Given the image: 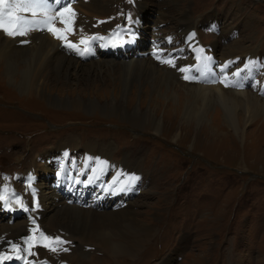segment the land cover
Segmentation results:
<instances>
[{"label": "rangeland", "instance_id": "374dc122", "mask_svg": "<svg viewBox=\"0 0 264 264\" xmlns=\"http://www.w3.org/2000/svg\"><path fill=\"white\" fill-rule=\"evenodd\" d=\"M135 15L142 22L141 29L138 28L136 51L144 48L143 56H154V59L181 61L189 56L185 47L189 43L188 37L200 42L201 36L203 44L210 46L209 55L220 65L219 60L224 58L226 50L236 41H243L251 52L248 57L234 56V62L226 63V73L241 68L238 82L245 91H253L257 97L264 99V0H119L115 17L109 19L114 27L112 32L104 35L108 36L106 39L110 40L109 37L118 33L115 41L124 45V32L119 34L115 30L131 22L134 25ZM35 19H42V16ZM152 24H162V33L155 34L153 39ZM212 25H217L216 32L207 33ZM184 29H188L185 35ZM64 48L61 45V49ZM153 48L164 50L157 53ZM134 50V46L122 50L117 45L115 53H104L102 58L123 59ZM94 51L101 54L100 47ZM253 51L258 59L253 56ZM90 52L94 53L91 48ZM73 54L84 63L90 61L83 60L84 56L78 51ZM138 57H141L140 53ZM253 61L254 64L249 66ZM203 63L204 59L194 58L188 71L182 72L183 79L177 81L178 86L187 89L185 75L189 76L188 80L193 76L197 81ZM168 65L164 66L168 68ZM250 68L256 71L260 68L259 73L255 75ZM235 77L226 80L229 88H235L234 83L239 78ZM67 82L68 86L57 85L47 91L48 95L58 98V103L50 104L40 97H23L7 82L1 70L0 183L1 178H5L2 185L11 186L8 192L12 196V205L20 209L4 214L5 223L26 220L27 210L15 201L22 200L21 196L26 193L25 183L31 178V169L37 172L46 161L57 166L62 156L57 152L62 148L67 150L66 159L70 167L66 163L61 167L60 181H47L44 175L42 180L69 205L73 204L68 191L76 184L79 189V183L83 185V198H91L94 192L95 199L105 201V188L99 187L90 167L99 153L109 147L111 159H106L103 173V181L108 179L106 188L112 193L114 186L119 189L127 183L128 180L123 182V177H117L115 181L110 177L114 170H120L123 160L133 161L129 162L133 173L129 175L127 184V189L131 190L121 199L135 204V211L139 213L135 218L153 228L151 237L133 260L126 256L113 258L97 249L87 250L82 258L79 257L82 252L76 250L67 253L69 249H64L62 253L77 255L83 264H264V114L255 116V122L244 129L240 139L221 118L218 119V115L215 117L214 108L209 110L207 122L196 125L184 122L180 116L171 118L164 112V106L159 104L154 110V117L161 123L156 135L147 128L132 126L122 117L136 109L144 113L149 110L147 99L151 96L145 89H142L138 100L137 90L129 92L123 102L125 114L112 112L106 115L102 106L114 98L119 99L117 91L105 85L101 87L97 82H77L73 76ZM195 84L205 85V82L200 80ZM67 99L69 103H63ZM74 102L96 103V106L87 111L84 106L74 107ZM72 139L74 141L68 147L64 145ZM87 151L89 157L85 156ZM85 161L90 163L84 164ZM39 177L40 173L32 182H39ZM87 179L94 184L91 190L85 187ZM22 181L24 185L21 188ZM133 181L135 184L131 185ZM82 192L91 194L87 196ZM13 194H16L15 198ZM64 199L58 202L62 203ZM124 206V203L117 202L115 206L103 208L115 211ZM60 239L65 241L63 237ZM66 255L61 263L71 264ZM21 257L23 263L31 264L25 255Z\"/></svg>", "mask_w": 264, "mask_h": 264}, {"label": "bare ground", "instance_id": "6f19581e", "mask_svg": "<svg viewBox=\"0 0 264 264\" xmlns=\"http://www.w3.org/2000/svg\"><path fill=\"white\" fill-rule=\"evenodd\" d=\"M118 1L119 0H109L107 2H103L102 0H61L60 4H56L53 0H49V3H51L53 8H59L64 4H70V7L76 13V17L74 34H67V39L79 45V41L82 37L104 36L111 32L114 25L109 19L115 17L114 12ZM20 15H25L30 19V13ZM100 21H103V23H98ZM180 21L179 24L182 26ZM135 22L137 25L132 26L134 33L137 28L141 29L142 23L139 18H137ZM161 25L162 24H152L154 33L151 36L152 39L155 34L160 35L162 33L160 28ZM55 26L57 28L64 27V25L59 22H57ZM43 31L44 30L38 28V31L30 30L24 36L15 37L7 36L0 31V75L2 70V74H4L7 82L15 87L18 93L23 97H28L30 99L33 97H40L50 104L58 103V98L56 99L48 95L47 91L53 89L57 85L68 86L69 82L67 81L70 76H73L77 82L89 81L93 84L97 82L101 87L105 85L106 88L118 92L119 99L114 98L111 102L102 106L104 108V113L107 115L112 112L118 114L123 113V102L127 99L129 92L132 89L137 90L138 100L142 94V89H145L151 96L150 99H147L151 108L149 107V110L145 113L138 109L132 114L126 115L124 112L125 115H122V117L132 126L147 128L152 130L156 135L159 133L161 123L154 117V110L159 104L164 106V112L171 118L180 116L184 122H193L196 125L207 122L210 115L209 110L214 108L215 117L218 115V119L221 118L230 128V131L233 132L235 136L240 137V139L243 138L244 129L252 124L255 116L260 113L264 114V99L257 97V94L255 95L252 90V93H250V91H245L244 86L240 84L241 82L239 83L238 80H236L234 83L235 88H229L228 86L224 87L227 82L226 80L231 79L235 76L234 74L241 69L236 68L230 70L228 74L226 70L221 73L226 63L232 60L234 62L236 60L234 56L242 58L245 56L248 57L251 52L243 41H236V43L229 47L221 61L218 58L221 63L218 66V77L220 80L215 79L214 74L205 64L203 67L204 71H202L205 79L200 76L196 81V78L193 79L192 76L190 80L187 79V82H185L187 86V89H185L177 84L179 79H183L181 75L183 73L180 69H188L191 63L194 62V58L195 60L198 58L199 52L197 46H200L202 50L205 49L202 44L200 45V43H198V40L191 39L192 37L188 40L189 43L187 46H185L187 50H189V56H183L184 58L181 59L182 62L178 61L179 59H173V64H169L168 68H166L167 66H164L165 63L161 62L162 58L154 59V56L152 58L151 56H143L145 52L144 48L138 50L141 57H134V53L137 52L134 50L133 54L127 56V58L108 59L102 58L101 56L99 58L97 57L98 59L91 60V58L89 59L90 61L84 63L73 54L77 53V51L65 47L63 41H56L55 37L47 30ZM187 31L188 29H184L183 35H185ZM75 35L77 37L74 38ZM155 39L156 38H154V40ZM95 42V39L90 40V46L93 47ZM108 44L109 40L106 39L105 44L99 46L101 52L111 51ZM61 45L65 48L61 49ZM82 46L84 45H79L80 50H82ZM91 47H89V50ZM172 47H174V45ZM91 50L95 53L94 49ZM154 50L157 53H161L164 49L160 50V48H155ZM253 56H256L255 53ZM250 63L252 66L254 61ZM71 73L73 74L71 75ZM83 75L86 77L82 78ZM200 80L205 81V85H194V83H198ZM260 85L259 83V86ZM59 93H62V91ZM147 100L145 99V101ZM67 101L68 99L63 103L68 104L69 102ZM73 104L74 107L78 108H83L84 106V109L87 111L93 108V106H96V103L84 104L74 102ZM183 129L186 128L183 127ZM73 141V139L68 140L64 145L68 147ZM110 151L109 147L105 148L101 154L99 153L98 159H94L90 167L92 175L95 177L99 187L105 188L107 185L106 182L103 181V173L106 167V159H111L110 154L112 152ZM91 152L93 151L91 150ZM57 153L58 155L62 154L58 160L57 166H54L52 164L53 162L50 163L46 161L43 167L40 170L38 169L37 172H35V169H31L30 171L31 178L25 183L27 191L21 196L24 207L19 206L27 210L25 221L10 224L9 222L5 223L3 220L4 214L13 213V210L20 209L12 205V196H10L8 192L11 188L6 184H1L0 197L6 196L7 199H0V255L8 250L4 255L12 256V258L0 261V264H15L17 254L11 251L13 244L20 246V256L25 255L31 264H65L61 263V261L63 256L67 253L76 250L77 252H82V254H79V257L82 258L89 249L103 251L113 258L118 256H126L130 259L134 258L143 245L146 244V241L151 237L153 228L136 220L138 217L135 218V216L139 213L135 211V204L130 203V201L127 202L124 208L113 211L111 208L100 207L105 201L97 198L95 199L94 192L91 194V198H83L80 188L79 191H68L72 197L71 204H73L69 205L67 200L59 195L57 191L47 184V182L42 180L44 175L47 181L52 179L60 181L62 179L60 176L61 167L64 163L70 167L67 162L68 159H66L67 150L62 148L58 150ZM85 156H88V151ZM129 162L133 161L129 160ZM129 162L128 159L123 160L120 170H114L110 178L116 180L117 177H123V182L128 180V183L129 175L133 173V168ZM89 163L88 161L84 162V164ZM35 168L37 169L36 165ZM73 172L77 173L75 168H73ZM38 173H40L39 182H32V179H36ZM124 184L126 183L122 185ZM76 186L78 188V184H76ZM30 188L34 191L32 192L29 190ZM73 188H75V186H73ZM5 189H7V191H5ZM13 195L15 198L16 194ZM60 199H64V202L62 201V203H59L58 201H60ZM75 204L89 206L90 208L82 209ZM36 227L39 228V232H43L51 238L63 237L66 243L58 245L57 251L55 252L37 244L31 249L35 255H27L24 251V249H26L25 242L33 235L32 229ZM39 232L35 233L37 237L39 236ZM22 235L24 238H21ZM64 249H69V252L66 254L65 252L62 253ZM80 258H78L77 255L67 256L66 260L71 264H83L84 262H82Z\"/></svg>", "mask_w": 264, "mask_h": 264}, {"label": "snow or ice", "instance_id": "6c2138e0", "mask_svg": "<svg viewBox=\"0 0 264 264\" xmlns=\"http://www.w3.org/2000/svg\"><path fill=\"white\" fill-rule=\"evenodd\" d=\"M54 3L60 4L61 0H53ZM21 13L31 14L32 19L27 18L25 15H20ZM42 16V19H35L37 15ZM76 13L70 7V4H64L59 8H53L49 0H0V31L10 37L24 36L30 30L34 28H40L41 30H47L50 32L57 40L63 41L65 47L70 48L75 51H80L79 45H84L83 51L80 53L88 51V43L92 39H97V37H82L79 41V45L68 41L66 34H74ZM131 20V17H128ZM59 22L64 25L63 28H57L55 25ZM98 23H103L100 21ZM203 52V50H200ZM159 58V57H158ZM165 64H173V60L164 59L161 60ZM180 71L187 72L188 69L181 68ZM184 79H189V76L185 75ZM227 86V84H225ZM7 191V189H5ZM0 199H7V197H0ZM21 207H24L23 202L20 199L15 201ZM33 235L26 240L27 248L24 251L27 255H35L31 249L40 244L50 251H57V246L66 243L59 237L51 238L45 235L43 232H39V228L32 229ZM39 232L37 237L35 233ZM67 250V249H65ZM12 252H15L17 259H22L20 256L21 248L18 245L13 244L11 248ZM11 256L0 255V261L9 260Z\"/></svg>", "mask_w": 264, "mask_h": 264}]
</instances>
